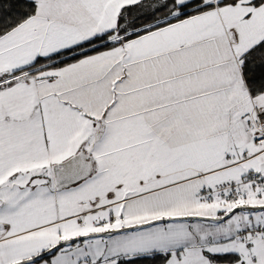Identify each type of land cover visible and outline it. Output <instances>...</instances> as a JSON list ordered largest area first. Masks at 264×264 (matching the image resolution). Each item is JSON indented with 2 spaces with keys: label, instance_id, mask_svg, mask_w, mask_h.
<instances>
[{
  "label": "snow or ice",
  "instance_id": "6c2138e0",
  "mask_svg": "<svg viewBox=\"0 0 264 264\" xmlns=\"http://www.w3.org/2000/svg\"><path fill=\"white\" fill-rule=\"evenodd\" d=\"M0 264H264V0H0Z\"/></svg>",
  "mask_w": 264,
  "mask_h": 264
}]
</instances>
